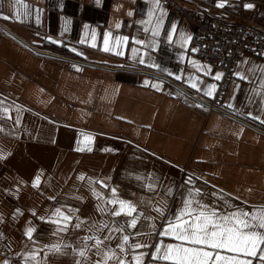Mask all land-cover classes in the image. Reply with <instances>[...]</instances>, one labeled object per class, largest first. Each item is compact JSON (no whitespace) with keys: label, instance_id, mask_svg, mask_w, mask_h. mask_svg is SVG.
Wrapping results in <instances>:
<instances>
[{"label":"crops","instance_id":"0c3cea01","mask_svg":"<svg viewBox=\"0 0 264 264\" xmlns=\"http://www.w3.org/2000/svg\"><path fill=\"white\" fill-rule=\"evenodd\" d=\"M177 1L264 28V0ZM193 32L165 0H0V264H169L151 255L179 243L159 233L196 189L225 214L264 210V132L250 127L264 131V61L244 55L231 116L210 111L176 86L219 88ZM113 199L136 212L114 216Z\"/></svg>","mask_w":264,"mask_h":264},{"label":"snow or ice","instance_id":"6c2138e0","mask_svg":"<svg viewBox=\"0 0 264 264\" xmlns=\"http://www.w3.org/2000/svg\"><path fill=\"white\" fill-rule=\"evenodd\" d=\"M217 6L223 7L224 5L221 3ZM246 7L251 8L252 5L249 4ZM4 19H8V17H4ZM215 78L220 79V74H216ZM192 87H195V84ZM206 94L212 96L213 92L210 90ZM88 150L91 151L90 148ZM39 183L40 180L37 177L33 186L35 187ZM188 183L191 181L189 180ZM199 194V189H196L194 194L190 192V198L183 201V206L171 218L166 219V225L159 233V235L169 237L179 243L164 245L161 242L155 246L151 258L167 261L169 264H254L256 260L264 264V210L250 213L237 209L225 214L195 200L194 197ZM109 202L119 205L118 209H114L112 212L114 216L121 214L133 216V213L136 212V208L125 201L113 199ZM156 211L159 215H164L162 209L157 208ZM63 219L67 220L68 218L64 217ZM136 225L137 218L133 217L130 227L135 228ZM31 234V230H29L27 233L29 238H31ZM127 241L128 236H123V242L126 244ZM101 243L102 241L97 239L95 246L99 248ZM120 247L123 251V245ZM142 247H149V245H135V248ZM51 251L59 252L60 248L54 246ZM78 254L84 257L85 251L81 250ZM114 257V252L106 253L105 264ZM248 257L252 259H246ZM117 259L119 264H124L123 259ZM141 259V257L136 258L137 264H141Z\"/></svg>","mask_w":264,"mask_h":264},{"label":"built area","instance_id":"2783aa9c","mask_svg":"<svg viewBox=\"0 0 264 264\" xmlns=\"http://www.w3.org/2000/svg\"><path fill=\"white\" fill-rule=\"evenodd\" d=\"M165 4L173 13L184 15L193 23L194 32L190 54L214 65L222 74L216 97L213 100L202 99L184 87L176 86L205 105L210 111L231 116L222 107L223 97L244 55L264 61V28L241 21L226 22L210 16L200 19L194 11L182 7L177 0H165ZM250 127L264 132L254 125ZM8 264H24V260L20 256L10 255Z\"/></svg>","mask_w":264,"mask_h":264},{"label":"rangeland","instance_id":"374dc122","mask_svg":"<svg viewBox=\"0 0 264 264\" xmlns=\"http://www.w3.org/2000/svg\"><path fill=\"white\" fill-rule=\"evenodd\" d=\"M182 6V5H181ZM183 7V6H182ZM185 8V7H184ZM187 9V8H186ZM189 10V9H188ZM190 11V10H189ZM211 17V16H210ZM227 22V21H226ZM236 22V21H235ZM241 22H244V21H241ZM248 23V22H247Z\"/></svg>","mask_w":264,"mask_h":264}]
</instances>
